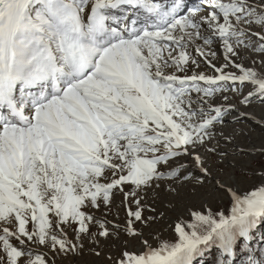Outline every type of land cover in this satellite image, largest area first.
Instances as JSON below:
<instances>
[{
	"label": "snow or ice",
	"instance_id": "obj_1",
	"mask_svg": "<svg viewBox=\"0 0 264 264\" xmlns=\"http://www.w3.org/2000/svg\"><path fill=\"white\" fill-rule=\"evenodd\" d=\"M251 36L264 41V0H0V264H48L33 245L74 255L121 232L145 247L116 264H195L212 248L217 264H236L237 249L264 264V172L249 190L217 180L228 211L188 207L175 242L142 234L156 216L141 193L210 182L206 155H226L217 129L235 105L214 106L216 93L248 84L240 103H264V74L236 62L264 53ZM192 49L219 75H187L199 67ZM115 192L136 205L123 229L86 211L111 210Z\"/></svg>",
	"mask_w": 264,
	"mask_h": 264
},
{
	"label": "rangeland",
	"instance_id": "obj_2",
	"mask_svg": "<svg viewBox=\"0 0 264 264\" xmlns=\"http://www.w3.org/2000/svg\"><path fill=\"white\" fill-rule=\"evenodd\" d=\"M253 31H262L260 28H254ZM251 35V34H250ZM251 41L255 42V46L264 43L260 41L258 37L251 36ZM216 52V57L213 59V63L217 67H221L225 62L223 48L220 45H213ZM191 54L197 59L199 67L192 65L187 75L193 73H203L209 76L219 75L214 69H212L208 63L199 56L195 49L190 50ZM243 58L236 60L237 63H241L246 68H254L258 73L264 74V64L261 61L264 60V53H259L254 48H249L243 51ZM235 59V58H234ZM226 72H237L235 68H226ZM184 75V73H180ZM202 87H207L203 85ZM223 87V82L221 85ZM228 87H236L240 89L239 92L228 91L223 94L216 93L213 98L214 106L223 105L228 107L229 104L235 105V110L231 111L224 117L223 123L218 126L217 137L218 150L221 153H225L224 156L206 155V166L209 167L212 175L209 177L210 182H206L203 185L194 184V187L188 189L186 192L184 189L188 188L192 182H185L183 185H172L177 191L173 192L169 190L167 185H161L155 192L148 191L141 193L143 196L142 203L145 205V216L154 215L156 219L148 226L142 228V234L145 239L153 246L156 247L160 241L175 242L177 239L174 231L175 224L180 220H188L190 217L187 214L186 209L188 207H199L201 204L207 202L208 206L213 210L228 211L230 207V200L227 193H221L215 191L217 185L216 181L219 180L222 184L232 185L239 187L241 185H248L244 190H249L256 183H261V177L258 175L260 172H264V103L260 100L253 99V102L245 106L240 101L245 95L252 91L251 85H244L242 88L239 84L231 85ZM195 95V94H194ZM227 95L229 100L225 101L223 96ZM231 98V99H230ZM217 102V103H216ZM226 102V103H225ZM233 103V104H232ZM258 110H261L260 112ZM244 115H241V114ZM215 144L216 141H213ZM239 143L242 148H239L236 153H228L227 149L232 144ZM255 147V148H254ZM183 162L189 165L187 171L194 177L201 176L200 171L194 166L192 161L186 160ZM193 186V185H192ZM129 189L126 187L125 191ZM185 192V193H182ZM132 207L135 209L136 205L128 200H125L124 194L121 192H115L112 197V204L109 208L102 207L101 209H88L96 217L100 219L107 218L113 225H119L121 229L125 226L127 217V209ZM155 209V212L150 209ZM158 213H163L162 216ZM139 228L140 226L137 225ZM115 230V229H111ZM68 237L76 241V235L71 229H66ZM93 231H96L93 228ZM260 234H264V225L259 229ZM130 238L123 232H121L120 238L104 239L99 238V243H93L91 240L84 241V248L78 254H54L44 246L33 245L32 247L37 254H45L44 258L48 261V264H100L94 262L96 260H105L107 264H116L121 258V254L114 249L119 241H122V246H126L130 242L134 246V250L131 252L141 253L144 251V245L141 239ZM126 242V243H125ZM236 258V264H244L247 253L239 252ZM99 252L100 255H96ZM259 254V250H258ZM218 250L212 248L206 252L202 257H199L195 264H217Z\"/></svg>",
	"mask_w": 264,
	"mask_h": 264
},
{
	"label": "bare ground",
	"instance_id": "obj_3",
	"mask_svg": "<svg viewBox=\"0 0 264 264\" xmlns=\"http://www.w3.org/2000/svg\"><path fill=\"white\" fill-rule=\"evenodd\" d=\"M194 1V0H193ZM254 37V36H253ZM190 75H192V74H190ZM231 99V98H230ZM217 103V102H216ZM226 103V102H225ZM233 104V103H232ZM259 112L261 111V110H258ZM243 146H241L239 143H235V144H232L231 146H229L228 147V149H227V152L228 153H236V152H239L238 151V149L239 148H242ZM255 148V147H254ZM187 160V159H186ZM194 182H192L191 184H190V186H188V188H186V189H184V191L186 192L188 189H190L191 187L193 188L194 187V184H196V183H194ZM259 183H256V185H258ZM193 185V186H192ZM247 186L248 185H246V184H244V185H241V186H239V188L240 189H242V190H244L245 188H247ZM185 192H182V193H185ZM137 239H139V237L137 238ZM122 241H119L118 242V244L115 246V248L116 249H114V254L116 253V252H119V253H122L123 251H125V250H127V251H129V252H131L132 250H134V246H136V245H133L131 242L129 243V244H127L126 246H122ZM136 247H139V245H137ZM94 262H99L100 264H107V263H105L106 261L105 260H96V261H94Z\"/></svg>",
	"mask_w": 264,
	"mask_h": 264
}]
</instances>
